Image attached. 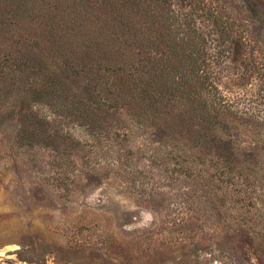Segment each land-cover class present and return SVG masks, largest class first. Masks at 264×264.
Masks as SVG:
<instances>
[{
  "label": "rangeland",
  "instance_id": "rangeland-1",
  "mask_svg": "<svg viewBox=\"0 0 264 264\" xmlns=\"http://www.w3.org/2000/svg\"><path fill=\"white\" fill-rule=\"evenodd\" d=\"M249 1L0 0V264H264L259 216L237 225L215 178L207 194L187 178L152 113L111 119L104 89L83 102L77 86L35 92L64 55L43 15L59 34L104 24L127 31V57L148 54L170 85L193 87L205 115L263 137L264 1L251 0L257 16Z\"/></svg>",
  "mask_w": 264,
  "mask_h": 264
},
{
  "label": "trees",
  "instance_id": "trees-1",
  "mask_svg": "<svg viewBox=\"0 0 264 264\" xmlns=\"http://www.w3.org/2000/svg\"><path fill=\"white\" fill-rule=\"evenodd\" d=\"M249 3L257 16V3L251 0ZM53 20L51 15L42 16L43 35L50 49L64 52L63 60L58 72L47 76V87L35 91L37 95L49 96L53 92L48 88L51 91L62 88L68 97L77 86L81 90L73 96L83 102L84 96L99 99V91L104 89L105 113L111 119H121L120 115L124 114L130 123L142 110H148L156 131L164 133L166 129L162 126H166L170 132L168 138L175 145L178 142L177 148L182 149L184 159L176 164L184 162V175L193 182L203 181L204 194L212 192L208 188L215 178L220 208L231 212L233 222L238 225L244 218L252 225L259 216L256 224L260 222L264 226V213L254 212L258 210L256 205L261 206L264 201V146L257 145L264 144V134L263 137L251 135L242 126H232L234 131H229L216 115H205L204 102L196 96L198 92L193 87L180 85L183 82H176L179 86L170 85L165 78L167 71L156 72L150 55L133 51L127 57V51L131 54L133 48L127 42L124 28L118 32L104 24L97 28L79 24L59 34ZM104 22L109 20L106 18ZM35 60L29 57L32 64ZM119 99L126 104L119 105ZM100 107L101 103L97 108ZM138 109L141 111L135 112ZM244 137L249 138L241 140ZM246 222L243 224L247 226Z\"/></svg>",
  "mask_w": 264,
  "mask_h": 264
}]
</instances>
